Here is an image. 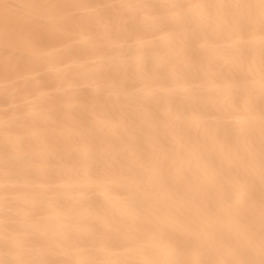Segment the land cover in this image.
Wrapping results in <instances>:
<instances>
[{
	"label": "bare ground",
	"instance_id": "6f19581e",
	"mask_svg": "<svg viewBox=\"0 0 264 264\" xmlns=\"http://www.w3.org/2000/svg\"><path fill=\"white\" fill-rule=\"evenodd\" d=\"M0 264H264V0H0Z\"/></svg>",
	"mask_w": 264,
	"mask_h": 264
}]
</instances>
